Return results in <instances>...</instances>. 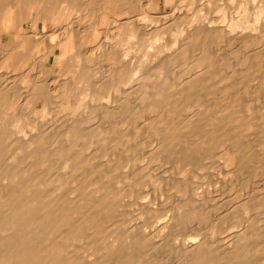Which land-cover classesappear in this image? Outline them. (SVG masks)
<instances>
[{
    "label": "bare ground",
    "instance_id": "1",
    "mask_svg": "<svg viewBox=\"0 0 264 264\" xmlns=\"http://www.w3.org/2000/svg\"><path fill=\"white\" fill-rule=\"evenodd\" d=\"M186 1L192 6L196 4L195 8L184 7ZM199 1H204V5H198ZM221 1L0 0V25L12 35L10 39L0 38V264H264V222L262 226V222L259 224L250 216L249 219L242 218V212L238 221H249H244L246 225L237 223L241 228L234 229L236 226L232 223L236 224V221L232 219L231 222L225 217L236 204L234 198L232 203L236 201L230 210L228 207V211L222 210L224 223H218V219H223L217 208L215 215L219 217L214 221L211 210L216 204L213 206L211 199L218 192L208 191L215 197H207L211 198L210 206L208 199V207H205L207 195L202 197L201 189L195 190L189 179L193 181L194 177L188 175L201 176L192 168L200 166V171L204 165L202 161L212 157L225 165H217L223 170L226 167L237 169L233 176L239 171L247 176L241 175L244 179L250 176L249 172L253 173V181L264 176V0H260L261 5L252 6L246 5L257 0H239V5L229 0L230 4L233 1L238 5V8L234 6L237 11H232L240 15L235 17L233 12L235 18L231 20L227 16L230 5L223 7L218 4ZM225 1L228 0L223 4ZM175 2L178 5L171 7ZM217 5L222 8H216ZM166 6L174 10L167 13ZM190 9L191 13L195 9L194 15L188 13ZM214 11L220 12H215L220 14L216 19L211 17ZM62 22L67 27H61ZM77 23L80 29H77ZM49 24L52 29L48 31ZM25 25H31L32 31H26ZM95 42H98L97 46L94 44L97 50L92 45L94 49L90 51L87 44ZM217 43H228L232 47L240 44L242 47L241 50L234 47L233 61L221 59L220 62L216 56L219 50L214 52L212 49L219 46ZM216 44L218 46L214 47ZM58 49L59 54H56ZM191 54L193 57L190 58ZM98 60L107 63L112 70L106 79H98L102 74L94 69ZM178 61L182 64L192 62L191 65L188 63L190 67L187 65L189 69L182 74L185 76L182 79L179 76L172 78L174 75L170 74L171 67ZM237 64L245 69L241 70ZM235 65L243 71L244 77L239 70V73L233 71ZM57 66L62 70L61 76L67 78L60 84L53 76ZM229 69L232 75L227 76L224 72ZM13 72L17 75L12 76ZM236 75L249 82L255 79L257 82L254 83L261 85L257 89L254 87L255 90L243 86L241 91L242 86L231 78ZM241 82H245L244 79ZM247 82L246 85L251 86ZM50 84L58 87L51 90ZM114 94L118 98L114 99ZM40 101L42 105L38 106ZM103 103H106L105 108ZM32 106L36 107L35 111H31ZM64 114H67L65 121ZM111 118L113 121L109 123ZM112 135L117 136L119 142L116 141L119 146L115 141L117 146L112 144L116 151L121 148L115 156L119 161L114 159L116 163L104 170L103 166L98 167L101 163L96 166L93 161L98 155L110 158L108 154L112 151L107 148L111 145ZM154 140L156 147L152 149L150 144ZM96 143L106 146L110 152L101 153L104 147L99 145L100 152ZM93 146L99 154L95 151L91 156L87 155L86 149L92 153ZM110 156L114 157L113 153ZM160 159L176 162L184 175V180L179 175L183 184L175 176L178 188L172 184L173 190L178 189L175 196L178 197V210L174 208L178 214L171 206L174 203L171 197L170 211L172 214L174 210L173 214L177 215L166 219L163 218L165 215L159 218L163 212L158 204L166 195L156 196L159 193L156 192L155 198L159 197L158 201L162 202L156 199L158 203L151 202L154 195L149 191V179H146H152L153 175L150 173L146 177L144 174L148 168V172L153 168H150L152 161L154 164ZM111 160L108 162H114ZM173 163L169 165L172 167ZM212 164L210 167H217ZM156 165L154 167H158ZM169 165L162 164L163 168H169ZM166 169L163 174L169 173L171 168ZM156 170L155 176L160 174V170ZM217 170V173L221 171ZM234 170L229 171L233 173ZM176 171L173 173L178 174ZM99 173L101 180L97 176ZM171 175L166 176L167 179ZM226 176L223 180L226 178L229 183L230 175ZM249 178L246 185L244 181L241 182L244 186L237 185L246 189L248 186L250 190L253 186L250 187ZM76 181L88 182L89 186L85 184L84 189ZM95 181L99 183L94 185ZM235 181L231 182L234 187ZM200 183L203 184L201 180ZM200 183L196 187H200ZM165 184L166 188L168 184L172 188L171 181ZM257 186L254 188L259 190ZM144 187L149 196L152 195L150 200L143 198ZM238 192L236 195H240ZM250 194L249 197L254 199V194ZM127 196H135L141 212L129 206L136 202L127 198L129 203ZM255 198L260 197L255 195ZM248 200L246 204L242 201V210L253 212L256 206L250 210L254 203ZM217 201L221 199L213 203H219ZM255 202L264 205L263 196L260 202ZM163 203L168 208V204ZM233 210L238 211L232 209L228 218L232 217L229 214L235 213ZM254 213L255 218L258 212ZM143 214L156 223H151L155 225L154 229L147 227L150 223ZM226 221L231 223H226L225 228L232 226L233 231L228 229L229 233L224 235L219 231L225 230L224 226L214 229L218 227H214L216 222L215 226H222ZM188 222L189 229L195 224L200 235L198 232L187 235L191 232L182 225ZM180 226L189 233L181 230L186 233L185 238L183 241L177 239L182 241L181 244L171 245V233ZM216 231L223 235L217 236ZM172 238L176 240L177 237ZM171 249L176 255H172Z\"/></svg>",
    "mask_w": 264,
    "mask_h": 264
},
{
    "label": "rangeland",
    "instance_id": "2",
    "mask_svg": "<svg viewBox=\"0 0 264 264\" xmlns=\"http://www.w3.org/2000/svg\"><path fill=\"white\" fill-rule=\"evenodd\" d=\"M219 1H220V0H219ZM233 1H234V2L236 1V4L238 3V5H239V3H240L239 0H233ZM233 1H232V2L230 1L232 4L229 3V0H228V1H225V4H223V3H224V0H222V1H221L222 3L220 2V3H218V4H220V5L223 6V7H224V6L227 7V6L230 5L228 8H229V9L231 8V9H230L231 11H232L233 9H234V11H237L238 5H236L235 3H233ZM257 1H258V0H257ZM257 1H255L254 4H253L252 2H251V4L247 3L246 6H248V5H250V6H252V5H257V3H259V4L261 5V4L264 2V1H262V0H261L262 3L260 2V0H259V2H257ZM187 2H188V1H186L185 3H183V4L185 5L184 7H186V6H187L188 8L191 7V6H192L191 3H190V2L187 3ZM199 2H200V1H199ZM203 2H204V1H201L199 4H198V2H197V4L200 5V4H202ZM226 2H227V3H226ZM186 3H187V4H190V5H189V6L186 5ZM171 4H173V3H171ZM226 4H227V5H226ZM259 4H258V6H259ZM263 4H264V3H263ZM169 5H170V4H169ZM174 5H178V4H176V2H175V4L170 5V6H171V7L173 6V8H174V7H175ZM181 5H182V4H181ZM198 5H197V6H198ZM202 5H204V3H203ZM220 5H217L216 8H219V9L222 8ZM231 5H232V6H231ZM170 6H168V7L166 6V8H165V10H166L167 13H171V12L174 10V9L172 10V8H170ZM194 6H196V4H195ZM194 6H192V7H194ZM219 6H220V7H219ZM234 6H236L237 8H236V7L234 8ZM250 6H249V7H250ZM181 7H182V6H181ZM184 7H183V8H184ZM194 8H195V7H194ZM204 8H207V7H204ZM228 8H227V9H228ZM227 9H226V10H227ZM229 9H228V11H227V14H228V15L226 14V15L228 16V19L231 20V19H234L235 17H237L238 14H237L236 12H234V11L231 12ZM191 10H192V9H190L189 12H188L190 15H192V13L195 12V11H194L195 9H193V12H192V13H191ZM205 10H207V9H205ZM215 10H217V9H215ZM170 11H171V12H170ZM218 11H219V10H218ZM215 12H216V14L220 13V12L214 11L213 16H211L212 13H211L210 16L215 18V17H217V16L220 15V14H219V15H216ZM233 12H234L236 15H235V14H232ZM229 13L232 14V15L230 16ZM194 14H195V13H193V15H194ZM234 15H235V17H234ZM239 16H240V15H238V17H239ZM232 17H234V18H232ZM230 18H231V19H230ZM72 19H73V18H72ZM215 19H216V18H215ZM67 23H69V22H67ZM84 23H85V22H84ZM63 24H64V26H63ZM65 24H66V23L62 22L61 27H67V24H66V25H65ZM68 25H69V24H68ZM78 25H79V26H78ZM81 25H83V24H81ZM84 25L86 26V25H88V24H84ZM76 27H77V29H78V28L80 29V24L77 23ZM76 27H75V28H76ZM25 28H26V31H32V26H31V25H25ZM82 28H83V26H81V30H82ZM51 29H52V27H51V25L49 24V26H48V31L51 30ZM62 29H63V28H62ZM105 30H106V29H105ZM173 30H174V29H173ZM175 30H177V27L175 28ZM7 36H8V37H7ZM11 37H12V35H9L8 32H6V31L4 30L3 26L0 25V38H3V39H8V38H9V39H10ZM168 39H169V38H168ZM168 39H167L166 41H168ZM99 41H100V40H99ZM94 44H95V45H96V44L98 45V42H95V43H93V44L88 43L86 47H89L88 49L91 51V50H92L91 48L94 49V47H95ZM217 44H218L219 46H218ZM217 44H216V46H214V47H217V46H218V47H217L218 49H217V48H212V49L214 50V52H215V49H216V52L219 50V51H218L219 53L217 52V54H216V53H215V54H216V56L219 58V59H218V58H217V59H218L220 62H222V61H224V60H229V61H231V59H232V61H233V57H232V54H231V53H232L234 47H235V48H238L239 50H241L240 48L242 47V45H240V44H236V46L234 45L233 47L230 46L228 43H226V44L224 43V45H223V43H217ZM89 45H90L91 47H90ZM92 45H93L94 47H93ZM97 45H96V46H97ZM220 45H221V46H220ZM228 46H230V47H228ZM240 46H241V47H240ZM95 50H97L96 47H95ZM243 51H244V48H242V52H243ZM56 54H59V49L56 51ZM249 54H250V53H249ZM191 56L193 57V54L190 55V58H191ZM103 57H104V56H103ZM221 59H223V60L221 61ZM178 62H180V61H178ZM178 62H177L176 64H174V65H176V66H174V67L172 66V67H171L170 74H171V75H174V76H172V78L175 77V76H176V77L179 76V78L182 79V78L185 77V76H183V75L185 74V72L189 69V68H187V67L189 66V65H188L189 62H188V63H187V62H186V63L183 62V64H184L185 66L182 64V62H180V63H178ZM180 64L183 65L185 68H184L183 66L181 67ZM189 64L191 65L192 62H190ZM177 65H178V66H177ZM187 65H188V66H187ZM179 66H180V67H179ZM237 66L239 67V64H237ZM178 67H179V68H178ZM189 67H190V66H189ZM238 67H236V65H235L233 71L236 70V71L238 72L239 68H240L241 70H244V69H245L244 67H243V69H242V68H241V65H240L239 68H238ZM172 68H173V69H172ZM236 68H237V69H236ZM94 69H95V71L99 72L100 74L102 73L101 75L98 76V77H99L98 79H101V78H102V79H106V75L109 74V72H112V70H110V69L108 68V64L105 63V62H103L102 60H98V61L95 63V68H94ZM185 69H186V70H185ZM225 69H226V68H225ZM226 70H227V69H226ZM241 70H239L240 73H239V72H238V73L241 74L242 77H244V76L242 75V72H243V71L241 72ZM229 71H230V72H229ZM19 72H20V71H19ZM53 72H54V73H53V76L56 77L57 80H59V83H58V84L62 83L63 81H65V80L67 79L66 77H62V76H61V72H62V70H61L60 67H58V66L55 67ZM183 73H184V74H183ZM224 73H225V74L228 73L227 76L230 75V74L232 75V70L229 69L228 71H225ZM224 73H223V74H224ZM182 74H183V75H182ZM15 75H17V73H14V72H13V75H12V76H15ZM181 75H182L183 77H181ZM234 75H235V74H234ZM237 76H238V78H237ZM241 76L239 77V75H236V76H234V77H231L233 81H234V79H236V83H237L238 85L242 86V88H241L240 86L237 85V87H240V88H241V89H240L241 91H242V89L244 88L243 86H245V87H249V88H250V87H253L252 90H255V89H257V87L259 88V85H261L259 82H258L259 84H255L254 82H257V80H255V79H254V81H253V79L251 80V81H253V84H252L251 81L249 82V81L246 80L245 78H243L245 82H241V80H243V79L241 78ZM65 78H66V79H65ZM221 78H223V77H221ZM233 78H234V79H233ZM223 79H224V78H223ZM239 79H240V80H239ZM258 79H259V78H258ZM247 81H248V82H247ZM258 81H259V80H258ZM240 82H241L242 84H244V83H245V84H244V85H241ZM246 82H247V83H250L251 86H249V84H247V85H248V86H247V85H246ZM239 83H240V84H239ZM252 85H253V86H252ZM256 85H257V86H256ZM18 87H19V86H18ZM18 87H17V88H18ZM57 87H58V85L50 84V89H51V90H54V89H56ZM237 87H236V88H237ZM254 87H255V89H254ZM19 88H20V87H19ZM237 89H238V91H239V88H237ZM237 89H236V90H237ZM250 89H251V88H250ZM53 95H54L55 97L58 96V94H56V93H53ZM116 96H118V95H117V94H114L113 98H114V97H115V98H118V97H116ZM115 98H114V99H115ZM90 103H91V102H90ZM92 103H93V102H92ZM41 105H42V102L40 101L39 104H38V106H41ZM89 105L93 106L94 104H93V105H92V104H89ZM95 105H96V104H95ZM95 105H94V106H95ZM102 105H104V108L106 107V106H105L106 103H103ZM35 109H36V107H34V106L31 107V111H35ZM66 115H67V114H66ZM66 115L64 114V115L62 116V117H63V120H64V118H65L64 116H66ZM65 119H66V118H65ZM63 120H62V122H63ZM107 120H108V118H107ZM107 120H106L105 122H107ZM110 120H111V121H110ZM110 120H109V123H111V122L113 121L112 118H111ZM64 121H65V120H64ZM104 124L106 125V124H108V122H107V123H104ZM106 126H107V125H106ZM127 127H128V126H127ZM128 128H129V127H128ZM126 129H127V128H126ZM113 136H114V135H112L111 138H110V139H112L113 141L110 140L112 143L110 142L109 145H110V144H111V145L108 146V148H107V149L110 148L109 150L112 151V152H110L109 150H107V149L105 148L106 146H102L101 143H100V144H99V143H98V144L96 143V144H97V146L101 145L102 148L104 147L103 150H101L102 148H101L100 146H99L100 148H98L97 146H95V147L97 148V150H99V151H100V150L103 151V152L100 151L101 153L106 152V153L108 154V153L110 152V153L108 154L109 156H108V155L101 154V153H100V155H103V156H106V157L108 156V157H110L111 159H113L114 162H110V163H111V164H110V163L108 162V161H112L110 158L107 157L108 159H105L104 157L102 158L101 156H100V157H101V158H100L99 155H98L99 160L101 159V162H99V160H97L98 157H96V159H94V161H93V162H96V163H95V164L93 163V165H96V166H97L98 163H101L100 165H98V167H99V166H100V167L103 166L102 169H104V170L107 169V170H108L112 165H114L117 161H119V160L116 158V157L118 156V155L116 154V152H118L119 150H121V148L118 147V149H117L118 151H116V147H114V146H117V144H118L119 142H118V140H117V136H116L115 138H114ZM112 137H113L114 139H113ZM59 139H60V138H59ZM64 139H65V138H61L60 140H61V141H66V140H64ZM60 140H59V141H60ZM147 140L149 141V137L147 138ZM61 141H60V142H61ZM114 141H115V142L117 141L118 143L116 142L117 144L115 143V145H114V143H113ZM153 142H154V143L150 144L151 147L153 146L152 149H154V148L156 147V145H155V144H156V143H155V140H154ZM156 142H157V141H156ZM157 143H158V142H157ZM62 144H63V142H62ZM112 144H113L114 146H113ZM94 145H95V144H94ZM118 146H119V144H118ZM154 146H155V147H154ZM93 147H94V146H93ZM95 147H94V149H92V147H91V152L93 151L92 153H90V151H89L90 149H89V150L86 149V150H87V151H86L87 155H90V154L92 155V154H94L95 151H97ZM113 148H115V152H113ZM111 149H112V150H111ZM88 152H89V153H88ZM120 152H121V151H120ZM120 152H119V157L121 156V155H120V154H121ZM97 153L99 154L98 151L96 152V154H97ZM106 153H105V154H106ZM112 153H113V156H114V157H111L112 155L110 156V154H112ZM114 153H115V154H114ZM91 155H90V156H91ZM93 156H95V155H93ZM115 156H116V157H115ZM119 157H118V158H119ZM104 159H105V160H104ZM109 159H110V160H109ZM114 159H117L116 162H115ZM205 159H206L207 161H206V162H203V161H202V163H203L204 165L210 167V164H212V160H213L214 158L212 159V157H207V158H205ZM205 159H204V161H205ZM210 159H211V160H210ZM160 160H161L160 162L157 161V160L154 161V164H155V162H157L156 164H158V167H154L156 164L154 165V164H153V161H152V165H153V166H151V164H150V168H151V167H153V168H151L150 172H148V171H149V168H148V170H147L148 173H147V172L144 173V174H146V177H147V175L150 176V173H151V174L153 175V177H154L155 174H157V172H155L154 170H155L156 168L158 169V170H156V171H159V170H160V171H159V173H160V174H159V175H160V178L158 177L159 175H156L155 178L153 179V177H152V175H151V177H152L153 180H152L151 178H148V177H147V179H146V180L149 179V183H147V187H148L149 191L152 193V195H154V197H153L152 199L149 198L150 196L152 197V195L150 194V196H149V194L146 192V189H147L146 187L143 188V190H142L141 193L143 194V192H144V194H148V195H146V196L143 194V198H144V197H145V199H148V198H149L148 200L151 199V200H152L151 202H153V201L156 199V198H155L156 196L164 197V196L166 195V197H164V198H160V199H163V202H165V204H168V205H169V206L167 205L168 208L165 207V205H164V203L162 202V200L159 199V201L162 202V203H158V202H159V201H158V198H159V197H157V199H156L158 202L155 200V201H156L158 204H160L161 207H162V208L159 207L160 209H162V212H163V213L160 214L161 216H159V218H160V217L162 218V217L165 215V217H163V218L166 219V218H168V217H172V215H173V217H174V215H175V217H176V215L178 214V211H177V210H178V208H177L178 205H177V207H176V204L178 203V200H177L178 197H175V196H177V194H178V191H177L178 189L173 190L174 188H173V185H172V184H175L174 186H175L176 188H178V186H176V185H177V183L179 184V182H180V181H179V179H180L179 175L181 176V179H183V180H184V177H182V176H184V175H181V174H183L182 168L180 169V166H178L179 164L176 165V162L173 163L172 161H170V162L167 163V162H165V160H163V159H160ZM162 160H163V162H164V166L173 163V166H172V167H171V165L168 166L169 168H171V169H170L171 172L169 171L170 174L167 173V172H166L167 174H166L165 172H164L165 175L163 174V169H164V171H165V169H166L167 167L163 168V166H162V164H163ZM208 160H210L211 162L208 161ZM216 160H217V161H215V159L213 160V162H214V163H213L214 166H217V165L220 166V165L223 164V163H222L221 161H219L218 159H216ZM102 161H105V162H102ZM171 162H172V163H171ZM209 162H210V164H208ZM218 162H219V163H218ZM102 163H106L105 165H106L107 167H105L104 164L102 165ZM161 163H162V164H161ZM177 163H178V162H177ZM109 164H110V165H109ZM159 164H161V165H159ZM165 164H166V165H165ZM174 164H175V165H174ZM213 164H212V165H213ZM215 164H216V165H215ZM204 165L201 166V169H202V170L200 169L201 172L199 171L200 166L197 167V168H196V167L192 168V171H194L195 169H197V170H195L194 172H196V173L199 174V175L201 174V176H197V174H196V176L199 177V178L195 177L194 172H193L194 175H192V173H190V172H192L191 170H190V172L188 171V173H190V174H188V175H190V177H194V178H193V181H192L191 178H189V179L191 180L190 183L192 182V184H194V186H195V190H196V189H199V190H197V192H199L200 189H201V191H203V192H204L206 189H208V190H206L204 193L200 191V194L202 193V194H201L202 197H205V194L207 195V196H206V199H205L204 201H206V200L209 199V198H207V197H215V195H213L212 193H215V192L217 193V192H218V194L215 193V194H216V197H217V195H218L217 199H218V200L221 199V201L223 200V202L225 203V204H224V203L221 202V201H217V202H219V203H213L214 200H215V202H216V200H217V199H215L216 197H215L214 199H213V198H212V199L210 198L211 200H213V201L211 202V204H212V205H213V204H216V207H213L214 205L211 206V208L213 207L212 210H211V208L209 207V210H211V212L214 213V214L211 213V216H212V214H213V215H215V213L217 214V212H218V213H219V212L222 213V210H223V211H226V210H227V209H226L227 207H228V210H230V208L234 205L235 201L237 200L238 202L236 201V204L233 206L234 208H231V210L229 211V212H231L232 209H236V211H237V209H238L237 212H235V210H233V211L236 213V214L233 213L236 217H235L233 214H229L230 216L232 215L233 218H232V217L228 218V215H227V214H228L229 212H227V214H225V215H226L225 217H227V220H231V222H232V219H233V221H236V222H235L236 224L232 223V226H234V225L236 226V227H234V229H235V228L238 229L239 227L241 228V226H238L237 223H238V224H239V223L241 224L242 222H241V220H240V222H239L238 219H237V217L240 219V217H239L238 215H240L239 213L242 214V212H243V214L241 215V217L243 216V217H245V219H247V217H248V219H249V216H250V219L257 220V221L259 222V224H260V222H262V223H261V225H262L263 222H264V218H263V217H264V210H261V209H262V208L264 209V207H261V206H264V205H262V203L260 204V203H257V202H255V201H259V202H260V198H261V196H263V199H264V190H263L264 183L262 182V181L264 180V176H262L263 178L261 177V178H262V181H259V180H261V178H259V177H256V178H255V179H257V181H259V183H258L257 181L254 182L255 179H254V181H253V178H252V177H254V175L251 176L253 173L251 174V173L249 172L250 176L248 175V178L251 177V181H250V182H251V184H250L251 186H250V187L253 186V188H250V190H249V187H248V186H247V189H246L245 187H243V188L241 187V188H240L239 185L242 184L241 182L244 181L243 183L245 184V182H246V180H247L248 178H247V179L242 178L243 176L245 177L246 175L241 174V172L239 171V174H237V176L240 175V177H238V178L241 179V180H239V179L237 178V176H235V175H236V172H237V169H235V168H233V167H232V168H231V167H226V168L224 169V170H225V172H224V170H223V167L225 166L224 164L222 165L223 167L221 166L222 168L219 167V166H217V167H218V170H217V167H213V168H212V167H210V168L208 167V168H209V169H208V168H205ZM212 165H211V166H212ZM108 166H109V168H108ZM156 166H157V165H156ZM159 166H161V169H159V168H160ZM203 166H204V168H203ZM177 167H178V169H177ZM169 168H167L166 170H169ZM173 168H174V169H173ZM175 169H177L178 174L173 173L174 171H176ZM203 169H204V170L206 169L205 172L203 171ZM207 169H208V170H207ZM211 169H212V171H211ZM219 169H220L221 171H223V172H221ZM231 169H232V170L235 169L236 171L234 170L235 172L231 173V171H229V170H231ZM152 170H153L154 172H153ZM172 170H174V171H172ZM179 170H181V173H180ZM215 170L220 171V172L217 173V172H215ZM227 170H228V171H227ZM0 171H1V170H0ZM161 171H162V172H161ZM177 171H176V172H177ZM197 171H199V172H197ZM207 171L210 172V175H211V176L208 174ZM203 172H204V173H203ZM226 172H228L227 176L230 175V176H229L230 178L228 177V181H229V183L226 182V180H225L226 178L223 180V178L226 176ZM229 172H230L231 174H230ZM172 173H173V174H172ZM179 173H180V174H179ZM202 173L206 175V176L204 175L205 178L202 177V176H203ZM213 173H214V175H212ZM215 173H216V174H215ZM223 173L225 174V176L222 175ZM234 173H235L234 176L236 177L235 179H234V176H233ZM171 174H172V175H171ZM175 174H176V175H175ZM247 174H248V173H247ZM161 175H162V176H161ZM168 175L174 176V178H175V176H176V178H177V180H178L179 182L176 180V178H175V179H174V178L171 179V176L168 177V179H167L166 176H168ZM177 175H178V176H177ZM208 175H209V176H208ZM231 175H232V177H231ZM241 175H243V176H241ZM97 176H98V178H99V177L102 178V174H101V173L97 174ZM220 176H222V177H220ZM227 176H226V177H227ZM156 177H157V178H156ZM162 177L165 179V182L163 181L164 183H162V180H164V179H162ZM200 177H202V179H201ZM246 177H247V176H246ZM95 178H96V175H95ZM98 178H96V181H99L100 178H99V179H98ZM158 178H159V179H158ZM196 178H197V180H195ZM232 178H233V179H232ZM97 179H98V180H97ZM157 179H158L159 181H158ZM169 179H171V180H169ZM185 179H186V178H185ZM198 179H200L201 182H203V184L200 183V180L198 181ZM237 179H238V180H237ZM242 179H244V180H242ZM249 179H250V178H249ZM100 180H101V179H100ZM173 180H175L176 182L174 181V182H175V183H174ZM183 180H181L182 183L180 182V184H183ZM221 180H222V181H221ZM233 180H236V181H235V183H236L235 186H236V187L232 186L233 183H231V182H233ZM0 181H1V180H0ZM96 181L94 182V185H95V183H96V184L99 183V182L97 183ZM151 181H152V183H151ZM153 181H154V182H153ZM160 181H161V182H160ZM170 181H171V184H170V185L172 186V188H171V187L169 186V184H168V182H170ZM197 181H198V182H197ZM223 181H225V182H223ZM237 181H238L239 183H237ZM76 182H80V183H78V184L76 183V184H77V185H80V187H83V188H84V187H87L86 185L89 184L88 182H87V183L85 182L86 185H85L84 183H81V181H76ZM83 182H84V181H83ZM158 182L161 183V185H160V183H159L160 186L158 185ZM166 182H167L168 186L170 187V188H169L170 190L167 189L168 186H167V188H166V184H165ZM194 182H197V184L194 183ZM0 183H1V182H0ZM91 183H93V182H91ZM91 183H90V184H91ZM199 183H200V187H196L197 185H199ZM222 183H226V184H222ZM227 183H228V185H227ZM230 183H231V184H230ZM257 183H258V184H257ZM73 184L76 185L75 182H74ZM83 184H84L85 186H84ZM148 184H149V185H148ZM151 184H152V188H150ZM155 184H157V185H155ZM163 184H164V185H163ZM229 184H230V189H229V187H227V186H229ZM237 184H239V185H237ZM244 184H242L241 186H244ZM253 184H254V185H253ZM256 184H257L260 188H259ZM74 185H73V187H75ZM77 185H76L75 188L78 189V186H77ZM82 185H83V186H82ZM162 185H163V188H161ZM222 185H226V186H224V187H226V188H224ZM233 185H234V184H233ZM245 185H246V184H245ZM88 186H89V185H88ZM154 186H155V187H154ZM164 186H165V187H164ZM231 186H232V188H231ZM254 186H255V187L257 186V188H259V190L255 189ZM80 187H79V189H80ZM222 187H223V188H222ZM237 187H238V188H237ZM83 188H81V189H83ZM156 188H157V190H160V191H154V190H156ZM160 188H161V189H160ZM164 188H166V189L164 190ZM209 188H211V189L209 190ZM236 188L238 189V191L240 190L241 192H238V191L236 190ZM244 188H245V191H247V192L244 191ZM84 189H85V188H84ZM148 189H147V191H148ZM152 189H153V190H152ZM203 189H205V190H203ZM222 189H224V190L222 191ZM231 189H232V190H231ZM241 189H242V190H241ZM251 189H253V190H252V191H253V194H254V191H255V192L258 191V194H257V193L254 194V199H255V201H254V199H253L252 197H251V198H252V200H251V198H250L249 195H248V194H250ZM260 189H261L262 191H261ZM144 190H145V191H144ZM151 190L154 191V192H152ZM228 190H229V191H228ZM233 190H235L236 192H235V191L233 192ZM161 191H162L163 194L161 193ZM163 191H164V192H163ZM170 191H171V192H170ZM208 191H210V192H212V193H210V195H209V192H208ZM219 191H220L221 194H219ZM224 191H226L228 194H224V193H223V194H224V195H223L222 192H224ZM230 191H231V192H230ZM243 191H244V193H242ZM248 191H249V192H248ZM252 191H251V192H252ZM145 192H146V193H145ZM156 192H157V193L159 192L160 194L158 193V195L155 196V194H157ZM165 192H166V193H165ZM237 192L240 193V195L237 194L238 197H237V195H236ZM171 193H172V195L174 194V196H172ZM229 193H230V194H229ZM259 193H262V194H259ZM203 194H204V196H203ZM232 194H233V195H232ZM241 194H242V195L245 194V196L242 197ZM253 194H250V196H252ZM131 195H134V193H133V194L131 193ZM136 195H137V193H136ZM167 195H169L170 197L168 196L169 198H167ZM219 195H220L221 198L219 197ZM221 195H222V196H221ZM225 195H227V196L229 195V197H227V196H225ZM255 195L258 196V197H260V198H259V199H258V198H255ZM129 196H130V195H129ZM129 196L126 197V200H127V198H128V200H130L131 202H132V201H133V202H136V204H135V203H130V201L127 200V201L130 203L129 206H134V207H136L135 209H137V211L141 212V210H142V209H141V205H139V206H140V207H138L139 209L137 208V202H138V204H140L139 201H138L137 199H135V196H134L133 198H131L132 196H131V197H129ZM224 196H225L227 199H226ZM230 196H231V197H230ZM235 196H236V197H235ZM239 196H241V197H239ZM146 197H148V198H146ZM171 197H172V199H171L172 201L170 200ZM173 197H175L176 199H174ZM223 197H224V199H223ZM245 197H247V198H245ZM166 198L169 199V202L166 200ZM229 198H230V199H229ZM233 198L236 199V200L232 203V200H234ZM237 198H240V199H237ZM244 198H245V201H246V199H250V200H248V201H250V202H252V203L255 204V205H254V204L252 205V207H251L250 210H252V208H254L253 206H256V207L254 208V209H256V210L253 209V210H254L253 212H252V211H250V212H249V211H248V212L243 211L242 209H243L244 205H243V202H242V201H244V200H242V199H244ZM133 199H134L135 201H134ZM203 199H204V198H202V202H204ZM210 199L208 200V201H209V204L207 203V201H206V204L203 203V205L205 204V205H204L205 207L207 206V204H208V206H210ZM231 199H232V200H231ZM257 199H258V200H257ZM164 200H166V201H164ZM175 200H176V201H175ZM228 200L230 201L231 204L229 203ZM170 201H171V202H174V203L171 205ZM245 201H244V202H245ZM156 202H155V203H156ZM167 202H168V203H167ZM176 202H177V203H176ZM226 202H227V203H226ZM240 202H241L242 204H241ZM153 203H154V202H153ZM169 203H170V204H169ZM222 203H223L224 206H225L226 204H228V205L224 207V206L222 205ZM237 204H238V205H237ZM244 204H246V202H245ZM256 204H257V205H260V206H258V207L260 208L259 211H260V212L262 211L263 215H261L262 213H260L259 211H257L258 209H257V205H256ZM135 205H136V206H135ZM163 205H164L165 209H164ZM170 205H171L172 207L174 206L173 209H174L175 207L177 208V210L174 209V210L176 211L177 214H173V212L175 213L174 210H173V212H172V214H171V211H170V210H172V208H171ZM217 205H220V207L217 206ZM239 205H240L241 207H240ZM242 205H243V207H242ZM208 206H207V207H208ZM221 206H223V207L225 208V210H224V208H222ZM236 207H238V208H236ZM169 208H170V209H169ZM215 208H217V212H216V209H215ZM219 208H221V209H219ZM239 208H240L242 211L240 210V212H239ZM166 209L169 210L170 212H168ZM165 210L167 211V214L164 213V212H166ZM219 210H220V211H219ZM228 210H227V211H228ZM248 210H249V209H248ZM137 211H136V212H137ZM254 212H255V213L258 212V213H257L258 216H257V214H255ZM246 213H247V214H246ZM249 213H250L251 215L254 213V214L256 215L255 218H254L253 215H252L253 217H251V215H250ZM219 214H220V213H219ZM222 214H223V215H222ZM222 214H221L222 216L220 215V217H221V218H222V217L224 218V213H222ZM248 214H249V215H248ZM131 215H134V214H131ZM143 215H144V214H143ZM247 215H248V216H247ZM143 217H145V219H146L147 216L144 215ZM216 217H219V215H215V218H214V216H212V218H213L214 221H217L218 218H216ZM234 217H235L237 220H236ZM243 217H242V218H243ZM257 217H258V218H261V219H258ZM161 218H160V219H161ZM223 218H222V219H223ZM256 218H257V219H256ZM142 219L145 220L144 218H142ZM160 219H158V221H159ZM222 219H221V220H222ZM245 219H242V221H243L242 224H243V225H246V224H244V221H247V222L249 221V220H245ZM262 219H263V221H262ZM225 220H226V218H225ZM259 220H261V221H259ZM148 221H149L150 224L152 223V222H150V220H149L148 217H147V221H146V222H148ZM228 222H229V221H228ZM228 222L226 221L225 224H223L222 226H219L220 224H218V225L215 226V224H217V222H216V223L214 224V227H217V226H218V227H217V228H214V229H217V230H218L219 227L222 228L223 226H224L223 228H225V227H226L225 225H228L229 223H231V222H229V223H228ZM247 222H246V223H247ZM218 223H224V219H223V221H220V219H218ZM226 223H228V224H226ZM150 224H148V225H150ZM152 224H156V223H152ZM152 224H151L150 226L147 225V227H148V228L151 227L150 229H154L155 225L152 226ZM185 224H186V225L183 224L182 226H183V227H184V226H187L185 229H188V230L191 232L190 234H187V235H195V234H193V233L198 232V231H197V228H198V227H197L195 224H193V225L191 224V225L193 226V228H192V226H191L192 231H191V229H189V228H190V225H187V224H189V222H188V223H185ZM240 224H239V225H240ZM229 225H230V224H229ZM243 225H242V227H243ZM263 225H264V224H263ZM263 225H262V226H263ZM182 226L177 227V229L174 228V229H175V232H174V229H173V231H172V233H171V234H172V237H177V238H176V240H175L174 238H172V237H171V239H169V241H170L171 243H172V241H173L172 244L169 242L171 245H174V246H175V245H176V242H178L179 244H181V242L183 241L182 238H185L186 233H184V232H185V231H188V230H185V231H184V229H182ZM188 226H189V227H188ZM194 226H195L196 228H195ZM232 226H231V228H225V230H224L223 228H222L223 230L219 229V231L224 232L223 234L226 235V233H227V234L229 233V232H227L228 229H232ZM227 227H228V226H227ZM229 227H230V226H229ZM237 227H238V228H237ZM193 229H194V230H193ZM226 229H227V230H226ZM178 230H179L181 233H180ZM181 230L184 231V232H182ZM189 231H188V233H189ZM231 231H233V229L230 230V232H231ZM177 232L179 233V236H178V235L175 236L176 234H178ZM199 232H200V231H199ZM199 232H198V234H199ZM216 232H217V233H216L217 236H219V235H220V236L223 235L222 233H221V234L218 233V231H216ZM173 233H174V234L176 233V234L174 235ZM180 234H181V237H180ZM196 234H197V233H196ZM218 234H219V235H218ZM173 235H174V236H173ZM199 235H200V234H199ZM182 236H184V237H182ZM82 238H83V237H82ZM178 238H179V239L181 238L180 240H182V241L177 240ZM83 239H84V238H83ZM172 247H173V246H172ZM174 249L176 250V248H174ZM174 249H173V250L171 249V250H172V251H171L172 253L174 252ZM171 252H170V253H171ZM172 253H171V254H172ZM174 253H176V251H175ZM174 253H173L172 255H176V254H174Z\"/></svg>",
    "mask_w": 264,
    "mask_h": 264
}]
</instances>
